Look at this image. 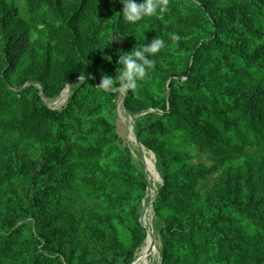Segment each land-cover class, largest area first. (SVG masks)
Instances as JSON below:
<instances>
[{
  "label": "trees",
  "instance_id": "obj_1",
  "mask_svg": "<svg viewBox=\"0 0 264 264\" xmlns=\"http://www.w3.org/2000/svg\"><path fill=\"white\" fill-rule=\"evenodd\" d=\"M26 3L28 21L0 0V264L135 259L149 177L117 143L121 91L96 87L116 75L119 51L156 36L166 46L125 106L163 110L135 124L163 179L160 264H264V0H168L135 29L122 0ZM77 77L61 111L42 101ZM195 148L210 164L194 162Z\"/></svg>",
  "mask_w": 264,
  "mask_h": 264
},
{
  "label": "rangeland",
  "instance_id": "obj_2",
  "mask_svg": "<svg viewBox=\"0 0 264 264\" xmlns=\"http://www.w3.org/2000/svg\"><path fill=\"white\" fill-rule=\"evenodd\" d=\"M14 1L19 6L20 17L23 20L28 21L30 19V13H29V10L27 7L26 0H14ZM38 38H39V34H38L37 30H32V34H31L32 41L35 42V41H37ZM35 48L38 50V52H41V47L39 44H35ZM26 61L30 62V58L28 57V54L26 56ZM18 79L19 78H18L17 74H14L12 76V81L14 84H16ZM80 80L81 79H78V80L74 81L73 83L72 82L71 83H72V85H74ZM183 80H184V78H182V81ZM69 84L70 83L62 86L57 92H55L49 96H45L43 94V91H41L40 94L42 96V101L46 105L51 107L52 109L61 111L62 108H64V106L66 105L68 98L71 94L70 91H68V89H67ZM37 86L40 89L42 88V86L38 83H37ZM127 94H128L127 92L126 93L120 92L116 107L110 113V120L114 124L116 132L118 134L117 143H118V146L120 147V149L123 151V153L128 155L135 165H137L139 168H144L145 171H146V167H147L149 179H150L149 170L153 171V177H154L153 182L155 183V186H156L157 191H158V189H160V186L163 183V179L161 178V173H160V167L157 165L159 158L156 156V154L154 152H153L154 154H152V152L147 151V157H146L147 159L145 160V157H144V154H143L141 148L136 143V141L133 139V133H132L133 128H132V123H131V119H130V115H132L133 113L131 111H129L126 108V106L125 107L123 106V101L125 100V97L127 96ZM124 108H125V110H124ZM161 114H163L162 109H160V108L151 109V110H149L148 113H144L141 116H139L137 118V120L143 121L145 123H150V122H153ZM193 153L195 154L194 162H196V163L205 162L207 164H210L211 158H210V154H208L207 152H201L198 148H195ZM34 155L39 156V152L36 151L34 153ZM154 164H155L156 168H155ZM216 179H217L216 173L212 172L211 174H209L206 178H204L200 181V184H199L200 190H206L207 188L211 187L215 183ZM147 192H148V190H147ZM146 196H147V193H146ZM146 196L143 198L141 205L139 206L138 211H139V217L140 218L143 217V221L146 223V225H148V217L150 216V212H149L150 205L149 204L152 203V200L155 198V196L153 197V199H149L148 202L146 200ZM153 212L155 213L154 209H153ZM26 221L29 224L33 225V227H35L33 219L29 218ZM153 223H154L155 229L157 231V236H158V233L160 235V229L164 225V222L160 217L156 216ZM161 246H162V244H161ZM139 251L140 252L143 251L141 246L138 248L136 254ZM154 252H153V254H154ZM136 254H135V256H136ZM150 255H152V253L149 255L143 254V256H146V257L147 256L150 257ZM119 264H125V263H119Z\"/></svg>",
  "mask_w": 264,
  "mask_h": 264
},
{
  "label": "clouds",
  "instance_id": "obj_3",
  "mask_svg": "<svg viewBox=\"0 0 264 264\" xmlns=\"http://www.w3.org/2000/svg\"><path fill=\"white\" fill-rule=\"evenodd\" d=\"M122 3L121 20L133 29L143 19L157 14H164L168 8V0H140V2H137V0H122ZM170 39L179 40L180 37L178 34H171ZM165 46V39L156 36L150 42L135 50L132 49L130 52L119 51L116 75L113 77L102 74L101 82L96 88L102 90L115 88L125 93L134 92L139 82L144 80L155 68V57ZM106 58L108 60L112 59L111 56Z\"/></svg>",
  "mask_w": 264,
  "mask_h": 264
},
{
  "label": "bare ground",
  "instance_id": "obj_4",
  "mask_svg": "<svg viewBox=\"0 0 264 264\" xmlns=\"http://www.w3.org/2000/svg\"><path fill=\"white\" fill-rule=\"evenodd\" d=\"M124 110H125V108H124ZM132 133H133V129H132ZM144 150H145L146 157H147V151L152 152V154H154L153 151H151L148 148H145ZM154 166H155V164H154ZM155 168H156V166H155ZM149 173H150V179H149L150 188L148 189L147 196H146L147 202L149 199H153V197L155 196V194L157 192V188L155 186V183L153 182L154 181L153 171L149 170ZM149 205H150V207H149L150 216L148 217V225H146V228L149 230V235L147 232V236H146V238H145V240L141 246L143 253L139 251L136 254L135 262L133 264H160V263H162L161 262L162 261L161 238H160L159 233H158L159 237L157 236V231H156L154 223H153L154 219L156 218V215L153 212V208L151 207V204H149ZM141 219L143 222V217H141ZM154 243L156 244V246L152 251V247H153ZM153 252H154V254H153ZM151 253H152V255H150V257L143 256V254L149 255Z\"/></svg>",
  "mask_w": 264,
  "mask_h": 264
},
{
  "label": "water",
  "instance_id": "obj_5",
  "mask_svg": "<svg viewBox=\"0 0 264 264\" xmlns=\"http://www.w3.org/2000/svg\"><path fill=\"white\" fill-rule=\"evenodd\" d=\"M78 79H81V77H77L74 81L78 80ZM72 81V83L74 82ZM72 83L69 84L68 86V91H71V86H72ZM123 106L125 107V100L123 101ZM149 111V110H148ZM147 111H143V112H140V113H137L136 115H130V119H131V123H132V127H133V139L136 141V143L139 145V147L141 148L143 154H144V157L146 159V155H145V145L139 140V137H138V133L135 129V124H136V118L144 113H146ZM147 165V164H146ZM146 172L148 174V171H147V167H146ZM150 188V183L148 185V189ZM157 193L158 191L156 192V195H155V198L152 200V203H151V207L154 209V202L156 201V198H157ZM140 222L142 223V225L146 228L145 224L142 222V219L140 218ZM147 229V228H146ZM147 232H148V235H149V230L147 229ZM156 244L154 243L153 244V247H152V251L153 249L155 248ZM135 262V259L130 263V264H133Z\"/></svg>",
  "mask_w": 264,
  "mask_h": 264
}]
</instances>
